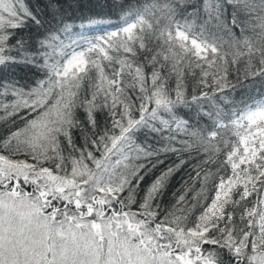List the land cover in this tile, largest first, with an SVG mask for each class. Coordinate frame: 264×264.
<instances>
[{
    "label": "snow or ice",
    "instance_id": "obj_1",
    "mask_svg": "<svg viewBox=\"0 0 264 264\" xmlns=\"http://www.w3.org/2000/svg\"><path fill=\"white\" fill-rule=\"evenodd\" d=\"M83 7L0 0V264H264V0Z\"/></svg>",
    "mask_w": 264,
    "mask_h": 264
},
{
    "label": "trees",
    "instance_id": "obj_2",
    "mask_svg": "<svg viewBox=\"0 0 264 264\" xmlns=\"http://www.w3.org/2000/svg\"><path fill=\"white\" fill-rule=\"evenodd\" d=\"M94 2V0H65V7H67L68 4H75L79 3L81 5H84V7L81 9V11L85 14L88 13L89 7H91V4ZM70 11H75L74 9H70ZM81 11H77L76 14H81ZM175 187L178 188L179 184L174 181ZM172 191H175V188L172 189ZM170 195V193H169Z\"/></svg>",
    "mask_w": 264,
    "mask_h": 264
}]
</instances>
